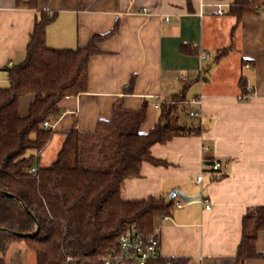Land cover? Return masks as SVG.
Instances as JSON below:
<instances>
[{
  "label": "crops",
  "instance_id": "obj_1",
  "mask_svg": "<svg viewBox=\"0 0 264 264\" xmlns=\"http://www.w3.org/2000/svg\"><path fill=\"white\" fill-rule=\"evenodd\" d=\"M234 1L37 0L33 8L29 0H0V89L9 87L10 64L25 60L44 15L54 18L46 27V45L54 50L86 47L94 36L117 29L90 60L88 91L60 103L61 114L51 125L49 144L37 155V167L53 165L75 125L82 133L94 132L98 122L112 119L119 102L130 111L147 106L140 128L147 134L159 120L160 106L184 97L187 111L180 123L199 134L154 145L152 157L167 164L143 163L122 192L126 201L169 200L174 190L192 198L176 197L172 215L158 221L165 259L264 264V232L256 243L262 257L235 261L244 217L264 206V4L238 21L230 15ZM220 10L224 15H218ZM224 50L229 51L220 57ZM244 88L253 89L254 96L240 102ZM31 101L22 111L20 102L21 115L28 113ZM207 158L225 165L222 178L213 179ZM199 177L201 185L196 184ZM5 261L37 264L24 241L9 247Z\"/></svg>",
  "mask_w": 264,
  "mask_h": 264
},
{
  "label": "trees",
  "instance_id": "obj_2",
  "mask_svg": "<svg viewBox=\"0 0 264 264\" xmlns=\"http://www.w3.org/2000/svg\"><path fill=\"white\" fill-rule=\"evenodd\" d=\"M263 4V0H235L230 15L239 21L258 13ZM29 6L37 8V0H29ZM53 20L44 15L36 23L25 60L9 68V87L0 89V264H6L9 247L21 241L35 253L37 264H104V257L119 251L122 235L158 237V221L172 215L175 198L126 201L124 184L139 176L145 162L167 164L152 157L154 145L199 134L197 128L180 123V115L187 111L181 95L177 102L160 106L159 120L147 134L140 132L147 106L130 111L119 102L112 119L98 122L94 132L82 133L75 125L65 134L53 165L37 167V155L49 144L51 125L61 114L60 103L88 91L90 60L117 30L94 36L86 47L54 50L46 45V27ZM191 49L198 53L197 47ZM133 85L134 79L129 89ZM27 95L33 98L28 113L21 115L20 102ZM215 162L206 159L214 175ZM36 167L37 172H31ZM37 229L33 238L14 235ZM260 232H264V206L244 217L236 263L262 257L256 250ZM188 263L161 256L148 264Z\"/></svg>",
  "mask_w": 264,
  "mask_h": 264
},
{
  "label": "built area",
  "instance_id": "obj_3",
  "mask_svg": "<svg viewBox=\"0 0 264 264\" xmlns=\"http://www.w3.org/2000/svg\"><path fill=\"white\" fill-rule=\"evenodd\" d=\"M218 15H224L222 10L218 11ZM208 55L203 52L201 54V60L205 61ZM10 67L12 65L10 64ZM254 92L251 88H245L242 90L239 101L247 102L253 98ZM193 104L199 103L198 101L192 102ZM191 117H198L197 113L191 112ZM46 128L49 127V123H45ZM225 165L220 161H216L213 170L217 178L223 177V168ZM37 168H32L31 172L36 173ZM196 184H202V177L196 179ZM203 204L205 201H201ZM179 208L181 204L177 205ZM210 209V206H207ZM160 240L155 235H151L147 238H141L134 233H128L122 235L119 240V251L117 253L109 254L102 259L104 264H148L161 257Z\"/></svg>",
  "mask_w": 264,
  "mask_h": 264
},
{
  "label": "water",
  "instance_id": "obj_4",
  "mask_svg": "<svg viewBox=\"0 0 264 264\" xmlns=\"http://www.w3.org/2000/svg\"><path fill=\"white\" fill-rule=\"evenodd\" d=\"M6 195H7L8 197L15 198V197H13V195H11V194L6 193ZM176 197L181 198L184 202H191V201H192V198H188L183 192L178 191V190H174V191L172 192V194L170 195V199H174V198H176ZM37 234H38V229H37L36 232L33 233V234H27V235H26V234L15 233L14 235H15L16 237H18V238H33V237H35Z\"/></svg>",
  "mask_w": 264,
  "mask_h": 264
},
{
  "label": "rangeland",
  "instance_id": "obj_5",
  "mask_svg": "<svg viewBox=\"0 0 264 264\" xmlns=\"http://www.w3.org/2000/svg\"><path fill=\"white\" fill-rule=\"evenodd\" d=\"M32 98H33V95H27L26 97L21 99V111H22V109H24L25 103H27V101H29Z\"/></svg>",
  "mask_w": 264,
  "mask_h": 264
}]
</instances>
